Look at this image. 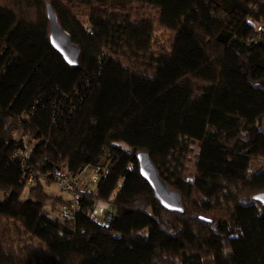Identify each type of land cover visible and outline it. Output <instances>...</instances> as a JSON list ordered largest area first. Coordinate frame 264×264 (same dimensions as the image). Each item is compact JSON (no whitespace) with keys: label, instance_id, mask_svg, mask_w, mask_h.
<instances>
[{"label":"trees","instance_id":"obj_1","mask_svg":"<svg viewBox=\"0 0 264 264\" xmlns=\"http://www.w3.org/2000/svg\"><path fill=\"white\" fill-rule=\"evenodd\" d=\"M46 2L76 67L50 45ZM256 23L264 0H0V264H264ZM141 151L181 213L141 177ZM100 163L108 173L63 216L47 172ZM96 202L109 223L88 216Z\"/></svg>","mask_w":264,"mask_h":264},{"label":"water","instance_id":"obj_2","mask_svg":"<svg viewBox=\"0 0 264 264\" xmlns=\"http://www.w3.org/2000/svg\"><path fill=\"white\" fill-rule=\"evenodd\" d=\"M45 13L49 24L48 39L50 45L69 66L76 67L80 55L78 46L71 41L67 31L62 28L56 13L48 2L45 3ZM136 159L141 177L148 183L161 206L168 211L181 213L183 207L180 193L170 189L160 177L149 154L141 151L137 153ZM254 198L264 204V192L256 194Z\"/></svg>","mask_w":264,"mask_h":264},{"label":"built area","instance_id":"obj_3","mask_svg":"<svg viewBox=\"0 0 264 264\" xmlns=\"http://www.w3.org/2000/svg\"><path fill=\"white\" fill-rule=\"evenodd\" d=\"M255 29L257 32H264V23H256ZM23 152L18 150L12 156L22 155ZM109 171V166L105 164H97L95 166H86L81 170L72 172L66 168H53L47 175L52 178L54 185L63 191L69 203L61 210L63 216H72L78 209L81 192L88 186H95L99 180ZM22 181L26 188L35 184L36 176L31 169H23ZM116 191L112 193L109 200L113 199ZM107 203L96 202L93 206L87 208L88 216L97 223H109L112 216L107 212Z\"/></svg>","mask_w":264,"mask_h":264},{"label":"rangeland","instance_id":"obj_4","mask_svg":"<svg viewBox=\"0 0 264 264\" xmlns=\"http://www.w3.org/2000/svg\"><path fill=\"white\" fill-rule=\"evenodd\" d=\"M263 127H264V123H263ZM192 148H193V151H192V152L190 153V155H189V161H188V164H187L188 169H189L190 171L193 170V164H194V161H195V154L198 152V147H197L196 145H193ZM47 191L50 192V193H52V194H54V193L63 194V195L66 197V195L63 193V191L59 190V188H57V186L54 185L53 182H50V183L48 184V186H47ZM22 196H23V197H26L27 195H26V193L24 192V194H23ZM48 209H49V208H48ZM50 213H51L52 215H56V214L58 215L57 212H53V211H51V210H50Z\"/></svg>","mask_w":264,"mask_h":264}]
</instances>
